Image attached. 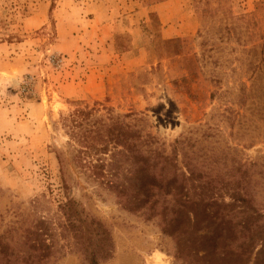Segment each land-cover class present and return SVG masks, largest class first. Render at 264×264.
<instances>
[{"label": "rangeland", "instance_id": "1", "mask_svg": "<svg viewBox=\"0 0 264 264\" xmlns=\"http://www.w3.org/2000/svg\"><path fill=\"white\" fill-rule=\"evenodd\" d=\"M263 45L264 0H0V264H264ZM95 102L185 140L177 196L61 169V119Z\"/></svg>", "mask_w": 264, "mask_h": 264}, {"label": "trees", "instance_id": "2", "mask_svg": "<svg viewBox=\"0 0 264 264\" xmlns=\"http://www.w3.org/2000/svg\"><path fill=\"white\" fill-rule=\"evenodd\" d=\"M208 2L209 0H203L204 4ZM202 11L206 13L205 9ZM259 48H264V45ZM261 61L263 62L264 59L262 58ZM127 118L131 120L127 121ZM140 121L141 118L136 115L115 113L112 107L98 102L92 106L84 105L75 108L61 119V126L68 136L67 147L69 148L57 153L61 169L64 168L66 157L71 155L76 167L84 172H91L94 177L105 173L107 186L114 189L121 187L123 201L125 196L127 199L125 201L135 202V207L138 208L152 202L149 204V209H154L156 198L160 196L159 191L162 188H168L169 192V188L173 187L174 191L177 190L175 194L177 196L178 190H181L178 176L181 174L183 176V173L176 175V151L182 149L180 146L185 140L176 139L170 152H167L163 142H160L149 130L138 126L137 122ZM184 167L191 174L192 169L188 166ZM123 169L132 174V177L119 179ZM62 183L66 185L64 179ZM246 197L247 195H242L241 200L244 202ZM187 203L189 202L180 201L173 206L175 210L178 209L177 212H180ZM68 204L70 207L73 200H68L64 206ZM240 212L247 215L246 217L251 215V212L244 210ZM67 217H70V214L67 213ZM220 219L224 221V218ZM249 221V218H246L243 226H247ZM262 231L264 228H258L257 232ZM0 254H2L1 249ZM47 256V254H40L35 258L44 259ZM93 262H95L94 257L91 258V263Z\"/></svg>", "mask_w": 264, "mask_h": 264}, {"label": "crops", "instance_id": "3", "mask_svg": "<svg viewBox=\"0 0 264 264\" xmlns=\"http://www.w3.org/2000/svg\"><path fill=\"white\" fill-rule=\"evenodd\" d=\"M71 81H74V80H71ZM70 84H72V82H71V83H70V82H69V83H67V87H71V86H70ZM74 84H75V85H77V83H76V82H74ZM75 85H74V86H75ZM79 86H80V84H79Z\"/></svg>", "mask_w": 264, "mask_h": 264}]
</instances>
